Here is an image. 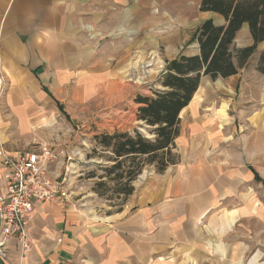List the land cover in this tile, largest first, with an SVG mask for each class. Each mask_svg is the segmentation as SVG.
Masks as SVG:
<instances>
[{"label": "crops", "instance_id": "1", "mask_svg": "<svg viewBox=\"0 0 264 264\" xmlns=\"http://www.w3.org/2000/svg\"><path fill=\"white\" fill-rule=\"evenodd\" d=\"M145 6L146 0L139 5L133 0H0V73L5 85L0 105L3 112L6 111V114L0 111V141L9 125L13 126L14 139L34 141L39 145L31 152L49 150L45 140L50 141L47 136H57L54 133L57 104L61 105L65 100L72 78L74 92L79 93L81 101H84L85 93L93 91L95 81H104L107 85L109 77L122 76L131 54L129 50H132L126 45L121 48V43L117 48L115 37L107 51L96 52L85 42L79 31L80 24L91 23L103 32L118 27H123L126 33L136 32L138 30L132 29L136 15V22L137 19L142 22L149 15L147 10H137ZM115 7L121 10L115 11ZM205 13L210 17L201 24L211 21L215 27H225L221 16ZM146 30V24L141 23L137 43L147 44L149 48L156 41ZM159 37H162L158 40L163 45L164 56H171L178 43L175 33L171 37ZM193 45L196 49L192 53L182 52L178 56H198V46L196 43ZM252 45L248 27L244 24L236 34L234 46L246 49ZM263 51L264 44L259 43L246 64L228 78L211 81L207 76L201 77L192 100L179 115V136L186 129L196 132L198 125L206 121L204 138L207 142L209 139L216 143L220 141L219 158L212 153L215 155L208 161L197 153L196 147H191L184 153L176 151L180 162L162 174L148 167L152 171L150 179L142 183L138 195L140 213L130 217L125 213L124 208L134 196L132 194L120 212L109 215L110 218L115 217V226L124 236H128L127 230L130 236L132 230H139L146 235V244L148 240L159 242L166 236L172 237L182 245L183 251H189L191 264L202 261L203 264H243L253 253L247 264H264V195L261 194L264 190V153L261 151L264 122L259 118L247 126L246 132L237 134L234 140L230 137L229 128H223L229 124L225 111L227 102L223 106L220 104L221 108L215 110L214 117L210 112L205 114V119L198 114L199 108H209V103H212L198 99L203 83L224 85L230 92H237V106L245 107L247 111L261 107L264 93L259 76H264V71H260ZM115 58L118 64L113 68L105 66L102 61ZM251 62L253 66H249ZM246 76H251L252 80L244 78L239 85V79ZM156 90L136 96L150 97ZM162 90V87L158 88V91ZM134 105L135 115L137 105ZM190 113L193 115L191 122ZM135 122L141 125L136 117ZM232 141L238 148V161L228 153V148L233 146ZM9 173L4 158H0V194L6 188ZM63 210L65 200L36 205L29 223L31 243L27 250L21 249L17 239L9 238L2 247L6 259L0 257V264H68L74 248L85 250L84 244H78L79 238L85 236L83 218L74 213H63ZM128 219H138L139 222ZM92 248L96 260L103 257L98 254L106 248L111 251L108 259L102 258L99 264H132L131 246L111 244L107 247L94 245Z\"/></svg>", "mask_w": 264, "mask_h": 264}, {"label": "rangeland", "instance_id": "2", "mask_svg": "<svg viewBox=\"0 0 264 264\" xmlns=\"http://www.w3.org/2000/svg\"><path fill=\"white\" fill-rule=\"evenodd\" d=\"M144 1L133 0L138 5ZM199 3L200 0H146L147 6L138 7L137 10H147L149 15L142 22L138 19L136 22L137 14L132 29L138 31L131 33L124 32L123 27L103 32L91 23L80 24L79 31L83 34L85 42L94 51H107L109 47H112V41L115 37L118 42L117 48L121 43V48L126 45L127 49L131 47L132 50H129L131 54L126 63V68L121 72L123 73L122 76L120 78L119 76L109 77L107 85L104 84V81H95L93 91L85 93L84 101H81L79 93L74 92L75 83L72 78L69 83L68 94L61 103L70 122H67L56 109L57 115L54 123L56 130L54 133L57 136H47L50 141L45 140L46 146L56 156V160L47 165L46 172H48L50 179L62 181V187L67 193L63 213H74V215L82 217L85 222V236L83 239L80 237L78 241V244L85 245V250L74 248L68 264H99L102 262V258L103 260L108 259L111 251L106 248L104 252L98 254H102L103 257L96 260L93 256L95 253H93L92 246L107 247L111 244L131 246L132 264H191L187 254L189 251L187 253L183 251L182 245L174 241L172 237L166 236L164 240L159 242H152L147 239L148 244H146V235H142L139 230H132L131 236L130 231L127 230L128 236H124L121 229L118 230L115 226V217L110 218L109 216L110 213L118 209L119 202L110 203L99 198L92 191L95 180L87 179L86 176L92 171H97L99 175L100 171L97 169V165L103 163V159L90 156L94 147L92 140L94 135L113 133L112 131L116 130L131 132L134 128L143 134L147 133L142 126L135 122L134 111L136 107L133 98L139 93L151 94L152 90L157 89L156 91H158V88H161L158 79L166 62L182 52L190 54L196 49V46L193 45L194 42L189 43L193 32L202 21L210 17V14L199 11ZM119 10H121L120 7H115V11ZM141 23L146 24V32L151 35V38L153 36L154 41H156L153 45H149V48H147V44L140 45L137 43ZM173 33H175L178 43L171 56H164L163 45L158 40L162 37L159 36L171 37ZM102 61L105 62V66L111 68L118 64L116 58L112 60L103 59ZM253 64L251 62L249 66H253ZM97 69L98 71L101 70L100 67ZM259 77L264 93V76ZM2 78L0 98L5 93V89L3 91L4 77ZM244 78L252 80L251 76L240 78L239 85L244 82ZM226 87L219 84L203 83L198 99L201 101L208 100L212 103H209V108H199L198 114L202 119H205V114L208 112H210V116L214 117L215 110L220 109L221 105L223 106V103L227 102L225 111L229 116V124L224 125L223 128L228 127L230 137L236 140L237 134L246 132L248 125L255 123L259 118L264 122V103L261 107H256L254 111H247V108L237 106L238 93H232ZM1 105L0 111L3 112L4 108ZM4 112L6 114V111ZM241 114L242 118H239ZM192 116L191 113L188 115L189 120ZM205 123L206 121L198 125L196 132L194 130L192 132L190 129H186L185 133L181 132V137L179 136L175 142L176 151L184 153L185 150L196 147L197 153L202 154L208 161L210 156L215 155L212 153H216L219 158L220 141L217 140L218 143L210 139L208 142L206 141L204 138ZM4 136V139L0 141L1 159H15L19 155H24L39 147V145L34 144V141L27 142L23 139H14L13 126L7 125ZM232 145L228 148V153L233 160L238 161L236 142L232 141ZM261 151L264 153L263 141ZM151 172V169H144L142 176L133 183L134 196L129 199L124 208L127 216H137L140 213L141 200H139L138 195L142 183L149 178ZM261 194L264 195L263 189ZM262 201L264 202V197H262ZM147 251L148 253H146ZM77 252L79 253L78 256ZM253 256L254 253L246 257L243 264H247ZM200 264H203V261Z\"/></svg>", "mask_w": 264, "mask_h": 264}, {"label": "trees", "instance_id": "3", "mask_svg": "<svg viewBox=\"0 0 264 264\" xmlns=\"http://www.w3.org/2000/svg\"><path fill=\"white\" fill-rule=\"evenodd\" d=\"M200 12H212L221 16L225 27H215L211 21L202 23L193 33L190 42L197 44L199 55H183L166 63L158 83L162 91L150 97L136 96L135 117L146 134L137 129L131 132L114 131L92 137L94 147L91 157L103 159L97 171L86 178L95 180L92 191L108 202H119L120 212L126 200L133 194V183L143 170L153 167L162 174L179 162L175 141L180 133L181 111L188 106L196 93L200 79L211 81L237 74L255 53L259 43L264 44V0H200ZM246 24L253 45L236 49L234 40L242 25ZM260 71H264V51L260 57ZM59 112L70 122L63 107ZM255 179L259 180L255 175Z\"/></svg>", "mask_w": 264, "mask_h": 264}, {"label": "built area", "instance_id": "4", "mask_svg": "<svg viewBox=\"0 0 264 264\" xmlns=\"http://www.w3.org/2000/svg\"><path fill=\"white\" fill-rule=\"evenodd\" d=\"M0 73V85L3 82ZM56 160L53 152H29L15 159H4L10 173L5 190L0 194V257L9 238L19 241L21 249L30 244L29 223L36 205L66 200L67 193L48 176L47 165Z\"/></svg>", "mask_w": 264, "mask_h": 264}]
</instances>
